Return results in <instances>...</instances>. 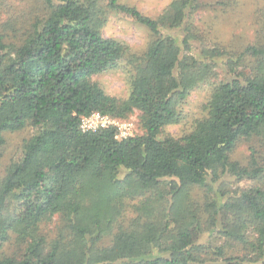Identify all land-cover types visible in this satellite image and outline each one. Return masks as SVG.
<instances>
[{
	"label": "trees",
	"instance_id": "obj_1",
	"mask_svg": "<svg viewBox=\"0 0 264 264\" xmlns=\"http://www.w3.org/2000/svg\"><path fill=\"white\" fill-rule=\"evenodd\" d=\"M243 2L255 40L239 50L195 24ZM109 13L146 28L143 51L102 35ZM217 69L205 114L164 135ZM117 70L125 98L94 80ZM92 113L135 116L136 133L81 132ZM26 128L0 177V264H264V0H171L157 18L121 0H0V164Z\"/></svg>",
	"mask_w": 264,
	"mask_h": 264
},
{
	"label": "rangeland",
	"instance_id": "obj_2",
	"mask_svg": "<svg viewBox=\"0 0 264 264\" xmlns=\"http://www.w3.org/2000/svg\"><path fill=\"white\" fill-rule=\"evenodd\" d=\"M171 0H121V2L135 7L143 15L150 18H157L160 13L166 8ZM252 6L248 3H241L237 12L224 15L220 12L214 13L211 11L203 12L195 16V24L202 29L213 20V41L220 42L221 45L239 50L247 44H251L255 39V25H253ZM235 12V11H234ZM211 15V16H210ZM3 15L2 18L6 19ZM207 24H204V23ZM101 33L106 38H113L121 41L131 47L133 50L143 51L146 43L149 40L148 31L143 26L133 22L123 16L107 14L105 16L104 26ZM221 71L217 69L215 76L199 83L194 87L187 98L179 107V119L177 123L165 127L164 135L179 136L190 130L195 119L201 118L204 114V107L209 93L215 83L220 80ZM103 90L114 97L125 98L128 95V86L125 82V74L122 71H108L94 78ZM134 124V134L136 133L137 125L136 118L132 116L130 120ZM32 134L31 129H24L15 133H6V144L2 150V160L0 164V177L5 174L9 164L19 158L23 140L29 138ZM248 149L246 144H240L236 151L231 156L232 159L242 163L247 162ZM243 183L237 184L238 188H242ZM232 188V187H231ZM191 201L196 205H202L205 202V193L201 189H193L189 192ZM57 222L54 220L43 226V232L53 236L56 230ZM12 247V245L10 246Z\"/></svg>",
	"mask_w": 264,
	"mask_h": 264
},
{
	"label": "built area",
	"instance_id": "obj_3",
	"mask_svg": "<svg viewBox=\"0 0 264 264\" xmlns=\"http://www.w3.org/2000/svg\"><path fill=\"white\" fill-rule=\"evenodd\" d=\"M79 128L83 133L113 128L115 130V139L117 140H125L134 136L133 122L118 121L99 113L81 116L79 118Z\"/></svg>",
	"mask_w": 264,
	"mask_h": 264
}]
</instances>
